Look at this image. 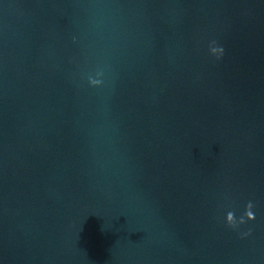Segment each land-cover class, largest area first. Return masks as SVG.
I'll return each instance as SVG.
<instances>
[{
    "label": "water",
    "instance_id": "95a60500",
    "mask_svg": "<svg viewBox=\"0 0 264 264\" xmlns=\"http://www.w3.org/2000/svg\"><path fill=\"white\" fill-rule=\"evenodd\" d=\"M0 264H264V0H0Z\"/></svg>",
    "mask_w": 264,
    "mask_h": 264
},
{
    "label": "clouds",
    "instance_id": "9594fccd",
    "mask_svg": "<svg viewBox=\"0 0 264 264\" xmlns=\"http://www.w3.org/2000/svg\"><path fill=\"white\" fill-rule=\"evenodd\" d=\"M211 51L213 55L217 56V58H220L224 55V49L222 47H213ZM253 207L254 205L251 202H249L247 205V211L245 213L246 219L244 217H241L239 222H237L234 213L229 212L227 214V224L232 228H236L238 227V224H245L247 221L254 222L256 220V216L252 210Z\"/></svg>",
    "mask_w": 264,
    "mask_h": 264
}]
</instances>
